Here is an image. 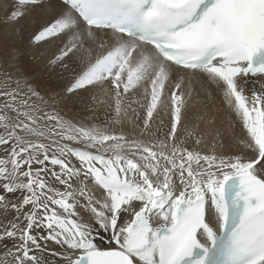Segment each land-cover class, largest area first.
<instances>
[{
    "label": "snow or ice",
    "instance_id": "obj_1",
    "mask_svg": "<svg viewBox=\"0 0 264 264\" xmlns=\"http://www.w3.org/2000/svg\"><path fill=\"white\" fill-rule=\"evenodd\" d=\"M0 9L13 31L40 10L28 45L54 46L48 65L68 75L57 103L109 110L73 122L34 90L0 91V264H47L48 242L64 249L55 264H264V0ZM125 122L139 131L114 130Z\"/></svg>",
    "mask_w": 264,
    "mask_h": 264
},
{
    "label": "bare ground",
    "instance_id": "obj_2",
    "mask_svg": "<svg viewBox=\"0 0 264 264\" xmlns=\"http://www.w3.org/2000/svg\"><path fill=\"white\" fill-rule=\"evenodd\" d=\"M12 3V0H9ZM3 10L0 9V62L5 67L14 71L16 77H21L31 81V85L36 87L40 93V97L43 102H46L51 112L55 109L61 116L65 119H70L73 122H90V123H100L108 118V108L97 107L95 110L83 109L79 105H74L71 103L60 102L57 103V93H59L68 79V75L64 74L61 78L59 69H52L49 67L47 58L54 51L51 46H44L40 49L32 48L28 45V37L31 32L37 26L40 21V10L39 9H28L26 10L25 17L20 21L18 25H15V31H13V26L6 25L3 20ZM18 48L19 54L10 52V49ZM15 56L13 59L12 57ZM22 79V78H21ZM20 79V80H21ZM256 87L259 90L261 87L260 80L264 78H256ZM19 82V81H18ZM12 84V83H11ZM247 91V89H245ZM40 99V98H39ZM37 100V99H36ZM215 106L219 109L218 116L223 118L227 115L224 110V106L221 103V98L219 96L215 97ZM160 121L157 118L154 121L153 130L156 131L157 126ZM114 130L117 132L123 131L126 134L135 135L139 129L133 131L132 125L125 122L122 126L120 124L114 125ZM167 131L166 127L160 129L161 138H163V132ZM236 136H243L244 133L241 131L240 127L237 125L234 129ZM231 144L230 151L232 153H238L240 148L235 144L234 141L226 140V144ZM2 147V146H0ZM229 149L226 148L225 151ZM247 153V150L245 152ZM4 156V152L0 151V157ZM81 217L87 219L88 214L81 210ZM2 219V215H0ZM96 241L102 246H106L108 243V233H104L102 236L97 235ZM43 243V242H42ZM64 251L60 245H56L52 242H48L45 251L37 253L42 260H47V264H55V260L58 258H52L50 256L51 251Z\"/></svg>",
    "mask_w": 264,
    "mask_h": 264
},
{
    "label": "rangeland",
    "instance_id": "obj_3",
    "mask_svg": "<svg viewBox=\"0 0 264 264\" xmlns=\"http://www.w3.org/2000/svg\"><path fill=\"white\" fill-rule=\"evenodd\" d=\"M51 48L53 49L52 46ZM21 78L20 80L19 77H16L14 71L5 69V67L0 62V91L5 90V88L12 89V90H18L22 96L25 94H30V90H34L35 92L39 93L37 88L31 85V81L26 79L25 76L24 78L23 77ZM0 99H3V98L0 97ZM30 102L35 103L37 106H39L40 108L48 112H51V109H49V107H46L47 106L46 102L42 101L40 97V93H39V96H32ZM0 131H2V129H0Z\"/></svg>",
    "mask_w": 264,
    "mask_h": 264
}]
</instances>
